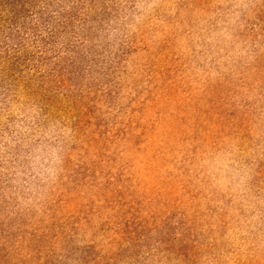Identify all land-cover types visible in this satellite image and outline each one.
<instances>
[{"label": "rangeland", "instance_id": "374dc122", "mask_svg": "<svg viewBox=\"0 0 264 264\" xmlns=\"http://www.w3.org/2000/svg\"><path fill=\"white\" fill-rule=\"evenodd\" d=\"M50 2L0 82V264H264V0Z\"/></svg>", "mask_w": 264, "mask_h": 264}, {"label": "trees", "instance_id": "16d2710c", "mask_svg": "<svg viewBox=\"0 0 264 264\" xmlns=\"http://www.w3.org/2000/svg\"><path fill=\"white\" fill-rule=\"evenodd\" d=\"M40 3L45 7L52 4L50 0H0V82L6 73L15 74L28 50V38L33 37L35 43L45 42L47 31L43 29L39 34L35 27L36 22L46 24L37 9ZM4 90L0 87L1 97L7 93Z\"/></svg>", "mask_w": 264, "mask_h": 264}]
</instances>
